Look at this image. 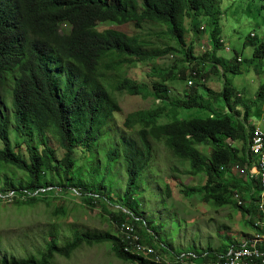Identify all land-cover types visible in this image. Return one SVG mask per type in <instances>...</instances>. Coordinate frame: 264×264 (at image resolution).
Here are the masks:
<instances>
[{
	"label": "trees",
	"instance_id": "1",
	"mask_svg": "<svg viewBox=\"0 0 264 264\" xmlns=\"http://www.w3.org/2000/svg\"><path fill=\"white\" fill-rule=\"evenodd\" d=\"M219 1L0 0V88L8 76H15L10 90L14 127L9 126L7 115L0 109V143L3 145L0 148V173L11 168L25 177L24 181L15 182L13 176L4 175L0 182V202L11 201L21 207L50 198L59 199L63 190L77 194L70 185L77 157L85 156L84 150L98 142L108 121L120 111L112 94L121 92L141 100H153V108L129 114L124 121L128 130L140 128L138 135L148 162L152 154L149 139L156 142L165 139V147L175 158L190 163L188 175L203 174L206 178L203 187L185 192L186 196L200 195L204 202L220 208L234 204L255 225V217L261 219L256 202L262 189L250 178L237 177L234 169L240 166L250 170L255 163L250 144L257 126L250 125V112L264 100V86L257 99L246 104L226 76L242 75L247 45L251 54L247 61L263 63L264 39L258 40L257 36L251 35L250 42L243 44L241 51L229 46L231 50L227 52V40L220 23V19L226 18V11L219 8ZM104 23H132L135 28L144 23L163 26L167 39L180 50L148 49L137 35L115 29L99 31L97 27ZM184 23L188 27H184ZM63 25L68 29L64 31ZM202 35L208 37L210 47L196 56V45ZM188 36L194 38L190 44L187 43ZM220 52L229 56L234 54L235 58L220 56ZM173 54H181L189 68L179 69V76L174 69L153 71L146 84L118 74L134 62L144 64ZM258 67L255 69L260 70ZM204 68H209L210 74L222 72L224 83L220 92L206 90L203 96L199 92L197 84L205 79L201 73ZM178 78L194 84L189 87L192 90L189 96L174 100L169 85ZM210 100L221 104L223 112L213 113L205 119H181L185 112L206 111ZM239 108H245L244 116ZM12 131L24 137L27 157L11 147ZM33 135L42 145L40 150L28 141ZM49 137L64 151L60 159L48 145ZM201 146L210 147L209 156L198 150ZM123 154L128 166L127 194L130 196L142 172V161L130 149H125ZM51 173L58 176L57 185L51 178L44 179ZM54 185L60 192L56 193ZM236 194L241 196L244 206L236 204ZM98 201L105 203L103 210L110 215L117 233L82 234L62 246L48 240L46 249L38 250L36 255L2 258L0 264H50L55 258L71 257L84 245L95 244H112L120 260L154 264L124 252L119 226L125 223L134 224L148 243H159L141 216L131 209L126 213L110 212L108 205H114L109 199L91 191L87 193L88 206L95 208ZM58 207L53 215L64 217L65 209ZM258 231L264 233V230ZM237 245L239 243H231L215 253H226ZM259 247L264 248V245L259 244Z\"/></svg>",
	"mask_w": 264,
	"mask_h": 264
},
{
	"label": "rangeland",
	"instance_id": "2",
	"mask_svg": "<svg viewBox=\"0 0 264 264\" xmlns=\"http://www.w3.org/2000/svg\"><path fill=\"white\" fill-rule=\"evenodd\" d=\"M218 6L226 11V18L220 19V23L228 47L232 46L241 51L243 44L250 42L251 35L257 36L258 40L264 39V0H221ZM184 27L188 26L184 23ZM97 28L99 31L115 29L127 35H137L148 45V49L180 50L173 41L167 39L163 26L144 23L140 28H135L132 23L124 25L104 23ZM63 29L67 30L68 26L63 25ZM193 39L188 36L187 43L190 44ZM209 47L210 40L202 35L196 45V56L200 52H207ZM247 49L244 55L246 61L241 66L242 75L235 78L228 76V79L242 95L240 99L250 104L257 99L261 87L264 86V62L257 61L252 64L247 61L251 59L249 45ZM219 54L235 58L234 54L230 56L224 52ZM256 66H259L260 70L255 69ZM182 68L189 69L187 61L181 54H173L144 64L134 62L118 74L148 84L151 80L148 76L153 71L165 72L174 69L176 76H179V69ZM209 71V68L202 69L201 73L206 81L203 86L202 83L197 84L200 93L206 88L214 92H220L223 88L222 72L210 74ZM190 73L189 71L188 75ZM14 77L8 76L7 82L0 88V109L7 115L11 128L14 124L10 109V90ZM169 86L170 96L174 100L184 99L192 92L188 84L179 78ZM194 87L197 88L196 85ZM112 96L116 98L120 111L108 121L99 134L98 142L84 150L85 156L78 155L70 182L78 191L77 194L72 190L60 192L55 186L59 178L51 173L45 175L44 179L51 178L54 181L56 193L60 192L59 199L50 198L45 202L29 203L21 207L15 206L11 201L0 202V259H20L27 254L36 255L38 250L46 249L48 240H54L62 246L66 241L82 234L117 233L110 215L103 210L106 206L103 201H98L95 208L86 204V196L90 191L113 203L114 207L110 205H108L110 208L107 207L110 212L126 213L128 209L135 210L155 234L158 242L175 252H216L227 248L231 243H242L257 232L255 225L249 222V216L242 213L234 204L220 208L211 202H204L200 195L186 196L185 192L203 187L206 178L203 174L188 175L190 163L175 158L165 147V139L161 142L149 139L152 154L150 161H147L138 135L140 128L128 130L124 127V121L129 114L153 108L152 99L141 100L121 92H115ZM208 108L200 113L185 112L181 119L198 117L205 119L213 113L223 112L214 100H210ZM239 109L244 116L245 108ZM250 125L264 131V100L252 108ZM9 141L14 150L21 151L27 157L24 137L21 134L12 131ZM28 141L41 149L42 145L38 144L35 135L29 137ZM48 145L55 151L57 159L63 156L64 151L50 137ZM2 146L0 143V148ZM125 149L132 150L142 161V172L130 196L127 194L129 173L123 154ZM198 150L207 156L211 153L210 147L201 146ZM4 175L13 176L15 182L25 179L22 173L11 168L0 173V182ZM58 206L65 209L64 217L53 215ZM257 219L258 217L254 222ZM50 232L53 234L50 235ZM54 260L50 264H136L120 260L115 255L112 244L84 245L71 257Z\"/></svg>",
	"mask_w": 264,
	"mask_h": 264
},
{
	"label": "built area",
	"instance_id": "3",
	"mask_svg": "<svg viewBox=\"0 0 264 264\" xmlns=\"http://www.w3.org/2000/svg\"><path fill=\"white\" fill-rule=\"evenodd\" d=\"M221 43L224 44L223 41ZM230 50V47L226 46V51L230 52ZM193 84L190 81L188 86L192 87ZM250 154L253 158L252 161L255 162L250 170L236 166L235 172L245 180L250 178L252 181L258 182L262 188L256 202L258 213L262 219L255 222L257 232L253 236L239 245L233 246L226 253L175 252L160 242L158 244L148 243V239H144L140 235L134 224L125 223L119 226L124 252L154 264H264V248L259 247V244L264 245V233L258 231L264 230V132L260 128H257L253 133ZM234 200L238 206L245 205L239 194L234 196ZM150 232L157 240L152 231Z\"/></svg>",
	"mask_w": 264,
	"mask_h": 264
},
{
	"label": "clouds",
	"instance_id": "4",
	"mask_svg": "<svg viewBox=\"0 0 264 264\" xmlns=\"http://www.w3.org/2000/svg\"><path fill=\"white\" fill-rule=\"evenodd\" d=\"M205 81H206L205 79H202V84H204ZM188 83H189V82H188ZM234 172H235V169H234ZM236 174H237V173H236ZM237 175H238V174H237ZM239 177H240V176H239ZM240 178H242V177H240ZM257 183H258V182H257ZM258 184H259V183H258ZM260 188H261V186H260ZM261 189H262V188H261ZM234 201H235V200H234ZM235 202H236V201H235ZM236 204H237V203H236ZM256 205H257V204H256ZM257 212H258V210H257ZM258 214H259V213H258ZM259 215H260V214H259ZM260 217H261V219H262V216H261V215H260ZM255 218H256V217H255ZM261 219L258 218L256 221L261 220ZM254 220H255V219H254ZM256 221H255V222H256ZM151 231H152V230H151ZM154 235H155V234H154ZM155 237H156V236H155ZM156 238H157V237H156ZM157 240H158V239H157ZM239 244H240V243H239ZM167 247H168V246H167ZM232 247H233V246H232ZM232 247H231V248H232ZM170 249H171V248H170ZM171 250H172V249H171ZM173 251H174V250H173ZM194 252H197V251H194ZM202 252H203V253H204V252H208V253H210L209 251H202ZM202 252H197V253H202ZM213 253H215V252H213Z\"/></svg>",
	"mask_w": 264,
	"mask_h": 264
},
{
	"label": "crops",
	"instance_id": "5",
	"mask_svg": "<svg viewBox=\"0 0 264 264\" xmlns=\"http://www.w3.org/2000/svg\"><path fill=\"white\" fill-rule=\"evenodd\" d=\"M228 76H230V75H227L226 77H228ZM202 86H203V84H202ZM206 90L208 91L209 89H207L206 88ZM205 89H202V96L204 95V93H205V91H206ZM239 97L240 98H242V95H239ZM221 104H219V106H220ZM223 110V109H222ZM250 123V122H249Z\"/></svg>",
	"mask_w": 264,
	"mask_h": 264
}]
</instances>
